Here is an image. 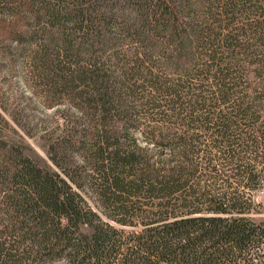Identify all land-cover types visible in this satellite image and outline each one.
I'll use <instances>...</instances> for the list:
<instances>
[{"label":"trees","instance_id":"16d2710c","mask_svg":"<svg viewBox=\"0 0 264 264\" xmlns=\"http://www.w3.org/2000/svg\"><path fill=\"white\" fill-rule=\"evenodd\" d=\"M33 19L41 74L82 116L60 171L25 158L0 173V264H264V0H94Z\"/></svg>","mask_w":264,"mask_h":264},{"label":"rangeland","instance_id":"374dc122","mask_svg":"<svg viewBox=\"0 0 264 264\" xmlns=\"http://www.w3.org/2000/svg\"><path fill=\"white\" fill-rule=\"evenodd\" d=\"M94 0H0V173L16 161L30 158L36 164L60 171V152L68 118L82 116L79 101L63 85L44 79L43 52L31 41L33 14L41 8L76 11ZM79 89V87H77ZM76 162L80 161L73 154ZM64 158V157H63ZM57 163V164H56ZM86 202L98 207L99 197L88 187L81 190ZM259 203L253 218L264 220V187L255 193Z\"/></svg>","mask_w":264,"mask_h":264}]
</instances>
